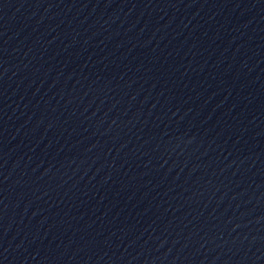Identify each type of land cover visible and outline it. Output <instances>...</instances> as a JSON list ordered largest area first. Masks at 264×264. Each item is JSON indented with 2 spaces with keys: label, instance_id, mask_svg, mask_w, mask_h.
<instances>
[{
  "label": "water",
  "instance_id": "obj_1",
  "mask_svg": "<svg viewBox=\"0 0 264 264\" xmlns=\"http://www.w3.org/2000/svg\"><path fill=\"white\" fill-rule=\"evenodd\" d=\"M0 264H264V0H0Z\"/></svg>",
  "mask_w": 264,
  "mask_h": 264
}]
</instances>
